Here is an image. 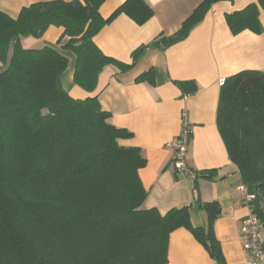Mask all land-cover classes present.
<instances>
[{
    "label": "trees",
    "instance_id": "1",
    "mask_svg": "<svg viewBox=\"0 0 264 264\" xmlns=\"http://www.w3.org/2000/svg\"><path fill=\"white\" fill-rule=\"evenodd\" d=\"M105 1L35 3L16 19L0 12V264H167L169 236L180 228L215 264H225L213 231L220 205L196 200L206 216L201 228L191 224L189 206L165 215L142 210L147 192L138 171L146 160L139 148L119 144L132 134L108 122L96 96L67 94L64 55L48 46L26 49L21 40L63 28V49L76 57L73 83L92 92L105 66L130 70L147 49L184 40L213 4L232 0H202L174 34L134 50L129 64L104 56L93 38L120 14L142 26L153 11L143 0H126L103 19ZM260 10L264 0L227 14L230 33L261 34ZM177 85L184 95L197 90L193 81ZM216 126L240 184L254 196L251 213L264 233V72L244 70L223 80ZM200 174L213 178V171Z\"/></svg>",
    "mask_w": 264,
    "mask_h": 264
},
{
    "label": "crops",
    "instance_id": "2",
    "mask_svg": "<svg viewBox=\"0 0 264 264\" xmlns=\"http://www.w3.org/2000/svg\"><path fill=\"white\" fill-rule=\"evenodd\" d=\"M76 0H0V12L16 19L22 8L35 3ZM80 1V0H79ZM126 0H106L99 8L109 18ZM153 16L142 26L125 14L118 15L94 36L93 42L106 57L122 64L131 54L158 35L174 34L202 0H143ZM256 0H232L213 4L203 20L182 41L166 48H149L130 70L122 72L107 65L98 75L94 91L87 92L73 83L76 57L63 46L64 30L50 26L40 39L23 38L26 49L52 47L68 59L61 76L67 94L76 100L97 97L108 122L132 134L119 141L136 147L146 160L138 171L147 197L141 209H156L161 215L189 206L191 224L201 228L206 216L195 202H217L220 215L213 231L225 264H247L243 250L241 221L250 213L243 205L244 191L236 167L229 161L216 126V109L221 81L244 70L264 72V12L260 10L261 34L243 31L232 35L225 16L241 11ZM193 81L196 92L182 94L178 82ZM186 113L190 131L186 155L188 172L173 165L170 146L181 131V115ZM213 171V178L201 172ZM264 240V235H263ZM167 264H215L206 249L184 228L168 239Z\"/></svg>",
    "mask_w": 264,
    "mask_h": 264
},
{
    "label": "built area",
    "instance_id": "3",
    "mask_svg": "<svg viewBox=\"0 0 264 264\" xmlns=\"http://www.w3.org/2000/svg\"><path fill=\"white\" fill-rule=\"evenodd\" d=\"M220 83L222 84L223 81ZM181 126L180 134L171 142L170 146L173 150L174 168L178 172H188L186 155L189 146L190 131L186 113H182L181 115ZM240 188L244 191L243 205L250 210V213L241 221L240 226V232L245 239L242 248L250 257L247 264H264V233L259 219L251 213L250 209V201L254 196L246 193L242 185Z\"/></svg>",
    "mask_w": 264,
    "mask_h": 264
}]
</instances>
